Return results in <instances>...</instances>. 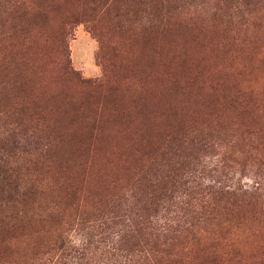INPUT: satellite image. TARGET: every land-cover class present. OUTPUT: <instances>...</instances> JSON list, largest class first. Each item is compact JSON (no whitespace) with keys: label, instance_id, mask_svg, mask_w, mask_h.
<instances>
[{"label":"rangeland","instance_id":"1","mask_svg":"<svg viewBox=\"0 0 264 264\" xmlns=\"http://www.w3.org/2000/svg\"><path fill=\"white\" fill-rule=\"evenodd\" d=\"M0 264H264V0H0Z\"/></svg>","mask_w":264,"mask_h":264},{"label":"trees","instance_id":"2","mask_svg":"<svg viewBox=\"0 0 264 264\" xmlns=\"http://www.w3.org/2000/svg\"><path fill=\"white\" fill-rule=\"evenodd\" d=\"M2 191L6 190L5 188L1 189Z\"/></svg>","mask_w":264,"mask_h":264}]
</instances>
